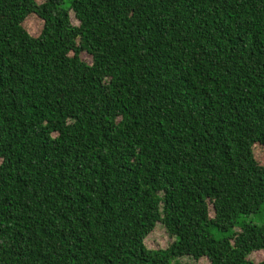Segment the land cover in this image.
<instances>
[{
    "label": "trees",
    "instance_id": "obj_1",
    "mask_svg": "<svg viewBox=\"0 0 264 264\" xmlns=\"http://www.w3.org/2000/svg\"><path fill=\"white\" fill-rule=\"evenodd\" d=\"M257 146L264 0H0V264H264Z\"/></svg>",
    "mask_w": 264,
    "mask_h": 264
},
{
    "label": "rangeland",
    "instance_id": "obj_2",
    "mask_svg": "<svg viewBox=\"0 0 264 264\" xmlns=\"http://www.w3.org/2000/svg\"><path fill=\"white\" fill-rule=\"evenodd\" d=\"M69 14H70L71 23L75 25L78 24V21L76 20L74 16V13L70 11ZM22 25L32 35H37L41 30L42 22L37 17L31 15L23 21ZM79 49H80L81 59H83L87 63H91L92 59L94 58V55L90 51H88L82 43L81 45L79 44ZM254 151H255L256 158L259 161L264 162V150L262 149V147L257 146L254 148ZM251 218H254L255 220L254 222H260V220H258L255 216H251ZM250 220L253 221L252 219ZM172 241H173V238L167 233L164 226L160 223H157L154 229L145 238L144 244L149 249H164ZM248 257L249 259L255 262H258L264 257V252L263 251L252 252ZM180 260L184 262H193V259L187 256L182 257ZM196 262L197 264H209L208 260L204 257L200 258Z\"/></svg>",
    "mask_w": 264,
    "mask_h": 264
}]
</instances>
